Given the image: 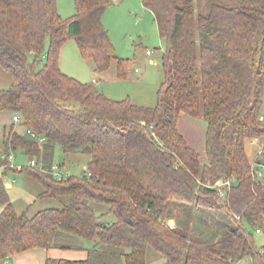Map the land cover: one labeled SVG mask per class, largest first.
Wrapping results in <instances>:
<instances>
[{
    "label": "trees",
    "instance_id": "1",
    "mask_svg": "<svg viewBox=\"0 0 264 264\" xmlns=\"http://www.w3.org/2000/svg\"><path fill=\"white\" fill-rule=\"evenodd\" d=\"M73 3L75 14L63 20L56 0H0V69L11 80L0 111L19 114L25 131L45 139L40 153L28 136L9 133L0 156L40 160L44 169L19 174L40 184L38 199H66L28 217L14 210L0 178V263L29 249H60L87 258L44 264H146L151 249L162 264H264V244L251 233L264 236V176L255 174L264 148L254 163L245 149L246 141L264 143V0H206L204 13L193 0H142L163 42L154 107L108 99L60 71V49L73 39L95 72L115 62L118 79L129 73L101 23L110 1ZM181 114L206 122L204 164L177 130ZM57 150L63 167L87 158L90 176L54 179ZM223 180L228 189L213 187ZM174 207L188 218L202 213L204 226L208 216L218 229H194L196 237L187 221L170 229Z\"/></svg>",
    "mask_w": 264,
    "mask_h": 264
},
{
    "label": "rangeland",
    "instance_id": "2",
    "mask_svg": "<svg viewBox=\"0 0 264 264\" xmlns=\"http://www.w3.org/2000/svg\"><path fill=\"white\" fill-rule=\"evenodd\" d=\"M109 1L111 4L106 9L101 23L114 48L116 57L128 61L129 73L127 79L117 80V78L113 76L114 69L111 67L104 75V79L102 78V81L98 82L96 87L111 100L120 101L128 99L140 106L153 107L156 103L157 89L163 80L161 69V52L163 50V45L159 39L153 15L149 10L143 7L142 0ZM205 3L206 0H193L195 11L204 13L206 11ZM56 7L58 15L63 20H66L75 14L73 0H56ZM146 49L152 52V57L150 59H145L144 53ZM92 68V62L81 57L76 42L73 39L65 41L60 49V71L79 83L87 84L91 83L92 78H94ZM135 69H138L140 72L135 73ZM261 115L264 117V95L261 105ZM13 124L21 126V123ZM197 134V138L196 134H194L195 139L193 144H191V147H193L196 153H198L200 162L204 164L206 162L203 153L204 134L203 132V136H201L199 132H197ZM23 135H26L25 128ZM256 141L251 140L245 142V149L248 144L247 147L249 149L246 151L252 163H254L255 154L258 152L257 155H259L264 148L262 140L259 139ZM44 143L45 141L41 145L36 143L40 153ZM254 144H256V147L252 146ZM14 154L8 153L7 155L2 156L7 157L8 155H12L16 164L26 165L28 161L31 160L20 155V152L18 151ZM35 159L36 158L34 157L32 158V160ZM61 160L62 156L60 150H57L55 152L54 162L61 163ZM69 160H64V169L74 176H80L83 172V168H85L84 165L87 158L84 156H73L70 157ZM10 172L12 174L7 175L5 182L11 185L10 189L7 190V193L14 210L17 213L26 212L28 217H32L38 211L51 208H61L66 203V199H38L37 196L42 192V187L39 183L24 174H19V172L13 170ZM96 210L97 214L105 213V209L103 208L97 207ZM203 216L204 214L202 213H200L199 217L193 212L192 217L188 218L183 209L174 207V218L167 224L170 229H174L176 226L181 228V223L187 221L186 231L188 236L196 237L193 231L194 229L200 232H205L204 229L206 232H215V230L218 229V226L214 229L211 227L213 226L212 224L214 223V220L208 219V216L205 217V221L210 228L208 229L204 226ZM215 216H218V214H215ZM109 220H112V218L110 217V219L102 221L105 222ZM219 223L226 225L231 224L226 219L220 220ZM251 233L256 246L259 247L264 244V236L262 234H256L253 230ZM162 262L163 258L160 255H157L151 249L147 251L146 264H162ZM237 264H250V260L244 258Z\"/></svg>",
    "mask_w": 264,
    "mask_h": 264
},
{
    "label": "crops",
    "instance_id": "3",
    "mask_svg": "<svg viewBox=\"0 0 264 264\" xmlns=\"http://www.w3.org/2000/svg\"><path fill=\"white\" fill-rule=\"evenodd\" d=\"M57 13H58V11H57ZM160 41L162 42L161 39H160ZM162 45H163V42H162ZM146 51H150V50H148V49L145 50V53H144L145 59H147V58L150 59L152 57V52L150 51L151 54L147 55ZM161 53H163V50ZM111 67L114 69L113 76L116 77V75H115V69H116L115 68V62L112 63ZM92 71H93V77L94 78H92L91 83H93V85L96 87L98 85V82L102 81V78L104 79V75L106 74L107 71L103 72V73H98V72L94 71V67L92 68ZM134 72L139 73L140 71L138 69H135ZM117 80H119V79L117 78ZM123 80H125V79H123ZM10 83H11V80H10L9 75L0 69V91L6 90L10 86ZM101 93H103V92L101 91ZM106 98L109 99V97H106ZM131 103L134 105H137L133 102H131ZM137 106H140V105H137ZM142 107H144V106H142ZM260 115H261V111H260ZM11 117H12L11 112L0 111V153L4 149L3 141H4V137L7 134L16 133L17 135H23V133H24V128L22 126L14 125L12 123ZM261 119L264 120V117H262V115H261ZM177 130L182 135V137L185 139V141L189 147L192 146L191 144H193V141L195 139L194 134H196V138H197V135H198L197 132H199L201 134V136H203V134H204V136H203V144H204L206 122L203 119L191 118L188 115L181 114L178 121H177ZM202 132H203V134H202ZM255 145L256 144H254L252 146L256 147ZM247 146H248V144H247ZM247 146H246V150L249 149ZM191 148L194 150L193 147H191ZM258 151H259V149H258ZM18 152H20V151H18ZM203 153L205 156L204 147H203ZM257 153L255 154V156L257 155ZM20 155H22V154L20 153ZM255 156H254V158H255ZM8 174H12V173L8 172L5 175L3 174L4 175L3 177H0V178H2V181L4 183V187L6 190L10 189V187H11L10 184L5 182V179H6ZM86 258H87V253L85 251L60 250V249H29V250H26V251H23L21 253L14 255L13 257H11L10 260H6L0 264H44L47 259L67 260V261H83Z\"/></svg>",
    "mask_w": 264,
    "mask_h": 264
},
{
    "label": "built area",
    "instance_id": "4",
    "mask_svg": "<svg viewBox=\"0 0 264 264\" xmlns=\"http://www.w3.org/2000/svg\"><path fill=\"white\" fill-rule=\"evenodd\" d=\"M147 55H150L151 52L147 51L146 52ZM12 122L15 124H19L21 123V118L20 115L17 113H12ZM25 134L32 139L34 142H36L38 145H41L45 139H43L41 136L36 135L34 132H31L30 130H26ZM263 150V149H262ZM30 160V159H29ZM24 167H31V168H38L39 170L44 169L43 168V164L40 160H30L28 161V163L26 165L24 164H16L14 162V158L12 157V155H8L7 157H0V177H3V172L8 171V170H13L16 172H21L23 170ZM85 171V172H84ZM48 173L56 180H61L63 178H66L68 176H71L72 174H70L67 170L64 169L63 166H61L60 163L58 162H53L50 166V169L48 170ZM83 177H89L90 174L86 172L85 168H83ZM255 174L261 178L264 176V166L261 165H257L255 166ZM230 185V181L228 180H223V181H219L217 183H215L213 185V187L217 188V189H228ZM220 196H223V193L219 192ZM256 234H258V230L255 231Z\"/></svg>",
    "mask_w": 264,
    "mask_h": 264
}]
</instances>
